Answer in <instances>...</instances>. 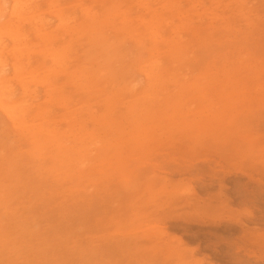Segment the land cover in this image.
Wrapping results in <instances>:
<instances>
[{
    "label": "rangeland",
    "instance_id": "374dc122",
    "mask_svg": "<svg viewBox=\"0 0 264 264\" xmlns=\"http://www.w3.org/2000/svg\"><path fill=\"white\" fill-rule=\"evenodd\" d=\"M93 1L41 4V24L48 25L39 31L36 20L26 25L40 50L73 44L51 81L69 102H58L55 89L42 102L40 87L39 102L52 120L28 124L55 127L66 143L73 141L81 119L71 74L111 65L109 150L98 159L94 149L87 163L62 166L59 172L69 169L62 176L53 175L49 162L21 168L14 185L19 196L5 214L0 207L3 221H11L0 234V264H264V0H181L168 14L171 23L186 11L192 26L190 33L171 34L169 44L180 41L183 53L167 64L176 51L157 42L163 65L153 68L148 84L127 67L146 56L148 37L133 44L118 24L80 33L82 8L101 13ZM103 1L109 14L123 4ZM61 9L69 13V32L57 16ZM45 32L53 34L51 45L40 38ZM34 59L53 64L46 54ZM88 93L86 102L101 117L99 93ZM81 125L80 133L92 134V147L106 135L91 119ZM17 140L0 131V146L13 148Z\"/></svg>",
    "mask_w": 264,
    "mask_h": 264
},
{
    "label": "bare ground",
    "instance_id": "6f19581e",
    "mask_svg": "<svg viewBox=\"0 0 264 264\" xmlns=\"http://www.w3.org/2000/svg\"><path fill=\"white\" fill-rule=\"evenodd\" d=\"M180 1L123 0V4H119L109 14V8L105 5V1L94 0L93 2H98V5L100 3L101 13L97 14L96 11L91 13L90 8H82L79 31L84 35H89L95 31L99 32L103 27L117 28L118 24V27L124 28V33L133 44H140L143 37H148L150 42L146 49V56L138 61L132 60L127 66L133 69L132 72L138 73V79L144 78L145 83L148 84L153 75V68L157 67L159 70L163 65V53L157 47V42H166L167 46L171 45L176 51L175 56H169L165 62L167 64L177 63L183 53V45L180 41L175 45L169 44V40L171 41L172 38L171 34L180 33V28L190 33L192 26L191 19L183 15L186 11L180 13L182 16L175 13L178 16V24L171 23L172 16L168 14L173 12ZM55 2L56 0H44L43 2L41 0H0V114L4 116L3 119H0V131L4 133L12 131L18 137L17 145L13 148L0 146V207L4 214L7 210H11L15 198L19 196V191L14 189V185L15 180L21 176L22 169L27 171L38 163H41L42 167H46V163L49 162L53 165L48 167L51 172H54L53 175L62 176L69 173V169L59 172L62 166L70 167L87 163L90 153L94 149L96 150L95 157L98 159L106 155L107 148L109 150V71L111 65L95 70L80 68L71 74L72 79H75L73 82H77L76 84L79 86V92L72 100L76 102L75 112L79 114V120L81 119L77 122L79 130L75 131L73 141L66 143L55 127H48L49 130H46L42 128L43 123H38L37 128L33 129L28 124L29 121H35L37 117L47 123L52 120V117L48 115V107L43 106L42 102L50 101L54 89L58 93L56 97L58 102L64 105L70 100L67 96L61 95L62 91L53 87L51 81L52 76L65 65L64 59L68 56L73 44L67 41L61 47L51 49L44 46L46 49L40 50L41 47L36 46L37 42H31L29 39L31 33L26 31V25L31 24L34 20L39 27L38 31L48 25L47 22L41 24L43 11L40 6L43 4L46 9H49L54 6ZM133 7L135 13L131 14L130 10ZM57 16L65 23L64 31L69 32L70 28L67 25L70 16L67 10H59ZM116 18H119L117 22H115ZM166 28H169L167 37L162 38V32ZM40 34H42L40 38L45 36L49 42L47 46L51 45L53 34L50 32ZM39 53L50 56L53 64L50 67L41 65L34 59ZM112 57H118L115 51L112 52ZM153 60L158 63L151 67ZM166 67L168 66L166 65ZM84 81L87 83L85 85H89L87 92L82 91L85 86L82 84ZM40 87L43 91L42 98H44L42 102H39L38 95ZM91 91L99 93L100 103L104 110L101 117L92 113V106L86 102V97L89 96L88 92ZM81 109L83 114H80ZM86 119H91L92 124L101 126L103 128L102 135L106 134L102 138H97L100 143L99 145L95 144V147H92L94 138L91 133H80L84 129L81 124ZM73 170L76 175L81 174L78 173L79 170ZM32 215V210L29 208V217L32 218ZM10 222L3 221L0 215V234L1 231H5L3 223L9 224ZM16 224L22 232L29 231L30 227L25 219L16 218ZM2 237H6V235H2ZM10 244H12L11 240Z\"/></svg>",
    "mask_w": 264,
    "mask_h": 264
}]
</instances>
